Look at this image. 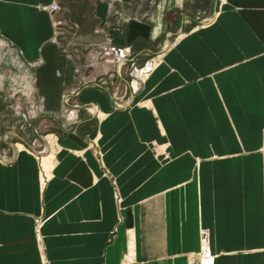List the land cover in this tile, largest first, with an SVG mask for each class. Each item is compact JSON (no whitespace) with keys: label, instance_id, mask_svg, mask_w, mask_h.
Listing matches in <instances>:
<instances>
[{"label":"crops","instance_id":"crops-1","mask_svg":"<svg viewBox=\"0 0 264 264\" xmlns=\"http://www.w3.org/2000/svg\"><path fill=\"white\" fill-rule=\"evenodd\" d=\"M107 37L159 63L127 99H63ZM29 88L39 112L0 129V264H264V0H0V90Z\"/></svg>","mask_w":264,"mask_h":264},{"label":"built area","instance_id":"built-area-1","mask_svg":"<svg viewBox=\"0 0 264 264\" xmlns=\"http://www.w3.org/2000/svg\"><path fill=\"white\" fill-rule=\"evenodd\" d=\"M59 7L56 3H53L49 8V13H53L58 11ZM196 20H199V18ZM210 20H202L201 25L208 24ZM84 62V66H76L73 69V79H74V86H72L73 90H70L66 95H63V99H68L69 97H73L79 93V91L88 88V87H105L108 90L107 81L105 80L106 77L108 79H113L121 77L124 70L130 66L131 73L130 75L133 76V79L129 87L132 91H135L133 88V82H136V76L143 78L147 77V75L152 71L153 67L156 66L158 63L157 60L150 61L147 63L142 69L137 70L133 59L131 57L129 49L124 47H119L112 44V41L109 37H107L102 44L97 47L85 48L83 49V56L82 60ZM86 71H91L90 73H85ZM97 72V73H96ZM96 73V74H91ZM114 78V79H115ZM110 84H112L110 82ZM109 91V90H108ZM113 99L117 102L120 99L117 98V94L113 93ZM117 103V106L125 105ZM66 120L67 123L72 122L77 118V115L73 111H66ZM25 119V118H24ZM27 120V119H25ZM157 150V146L154 147ZM44 181L47 180V176L43 175ZM39 224L36 225V233L38 232ZM38 240L39 237L37 236Z\"/></svg>","mask_w":264,"mask_h":264},{"label":"rangeland","instance_id":"rangeland-1","mask_svg":"<svg viewBox=\"0 0 264 264\" xmlns=\"http://www.w3.org/2000/svg\"><path fill=\"white\" fill-rule=\"evenodd\" d=\"M205 14L206 13H204V12H196L194 14L193 18H194L195 22H199L198 26H202L200 24L202 20H205V19L209 18V17H205ZM196 18L197 19L199 18V20H196ZM131 57H132V54H131ZM159 58L160 57H158V56L151 57V58L147 59L142 64H140L138 62H136V63L134 62V65H135L137 70H140L147 63H149L152 60L153 61L157 60V62L159 63ZM80 65L84 66V62L81 61V60L78 61V66H80ZM153 69H154V67H153ZM84 72L87 74V73H90L91 71L84 70ZM96 73H91V74H96ZM130 73H131V69H130V66H128L124 70V73L121 74L122 75L121 77H119V78H115L114 77L115 79L114 78L113 79H110V78L108 79V77H106V79H105L107 81V85L106 86L108 87V90H109L111 96L113 95V93H115V94H117V98L118 99H127L128 94L130 92L135 93L136 91H138L140 89V86L142 85L144 80L150 74L149 73L147 75V77H143V78H140V77L136 76V83H137L138 87H137V90L135 89V91H132L131 88L129 87V84L134 79H133V76L130 75ZM110 82L112 84H110ZM73 88L66 89L65 92L63 93V95H66L65 93H68L70 90H73ZM101 88H105V87H101ZM26 94L29 96V101L30 102L26 101L28 99H21V95H19V89H12V90L1 89L0 90V129H1V131L6 130V124H10L11 122L12 123L17 122L15 120V118H11V113H13V111H19V112H26L27 111L28 112V114H27L28 117H32V113H31L32 111L37 113V111L40 110V108L42 106L40 99H36V101H35L34 99L30 98L32 96V94H33V89L29 88L26 91ZM11 95H13V97ZM32 100L35 101L36 103H34ZM66 111L67 110L63 111V115H65V116L67 115L66 113H68ZM27 115H26V117H27ZM28 117H27V119H28ZM33 120H34L33 118L28 119V121L30 123H33V122H31ZM65 121L67 122L66 117H65Z\"/></svg>","mask_w":264,"mask_h":264},{"label":"bare ground","instance_id":"bare-ground-1","mask_svg":"<svg viewBox=\"0 0 264 264\" xmlns=\"http://www.w3.org/2000/svg\"><path fill=\"white\" fill-rule=\"evenodd\" d=\"M137 87H138L137 83L133 82V88L137 90ZM49 161H50V155L48 157H42V166L46 168Z\"/></svg>","mask_w":264,"mask_h":264},{"label":"water","instance_id":"water-1","mask_svg":"<svg viewBox=\"0 0 264 264\" xmlns=\"http://www.w3.org/2000/svg\"><path fill=\"white\" fill-rule=\"evenodd\" d=\"M125 106H127V105H122V106H117L118 108H123V107H125Z\"/></svg>","mask_w":264,"mask_h":264}]
</instances>
